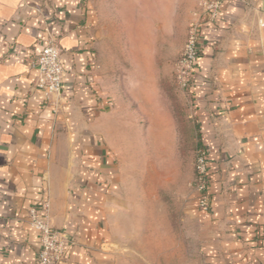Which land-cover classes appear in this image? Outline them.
I'll list each match as a JSON object with an SVG mask.
<instances>
[{"label": "crops", "instance_id": "obj_1", "mask_svg": "<svg viewBox=\"0 0 264 264\" xmlns=\"http://www.w3.org/2000/svg\"><path fill=\"white\" fill-rule=\"evenodd\" d=\"M215 1L211 18L205 5ZM186 16L197 30L189 97L209 199L201 210L195 194L187 214L207 232L211 264H264V0H0V264H35L31 209L73 240L59 264H115V232L146 198L137 160L175 172L178 138L146 81L133 96L150 116L137 140L130 117L112 118L118 101L100 49L119 23L144 54L156 23ZM48 42L64 70L51 102L30 67Z\"/></svg>", "mask_w": 264, "mask_h": 264}, {"label": "rangeland", "instance_id": "obj_2", "mask_svg": "<svg viewBox=\"0 0 264 264\" xmlns=\"http://www.w3.org/2000/svg\"><path fill=\"white\" fill-rule=\"evenodd\" d=\"M183 19L170 28L168 24L156 23L155 31L147 33L151 36L142 40L147 48L144 54L135 52L137 39H127L119 23L111 31L112 39L100 49L102 71L111 79L118 101L112 118L122 112L130 117L128 121L137 140L139 132L143 133L150 124V116L144 114V104L134 102L133 96L137 91L135 86L146 81L152 84L163 120L170 121L178 138L175 172L169 170L167 173L165 169L162 174L159 171L151 173L144 160L138 158L139 174L147 181L143 184L146 198L137 200L139 205L130 210L115 232V264H211L207 254V232L187 214L195 194L199 197L195 183L196 159L203 155L207 166L208 160L199 143L190 86L182 87L178 78L177 64L195 27L190 24L191 16ZM155 32L161 33V38H153ZM151 154L154 156V152ZM172 174V183H160V180H171Z\"/></svg>", "mask_w": 264, "mask_h": 264}, {"label": "built area", "instance_id": "obj_3", "mask_svg": "<svg viewBox=\"0 0 264 264\" xmlns=\"http://www.w3.org/2000/svg\"><path fill=\"white\" fill-rule=\"evenodd\" d=\"M219 6V1L206 3L205 8L211 18L216 16ZM197 57V30L194 27L185 45L183 55L177 64L178 78L182 87L190 86L189 83L193 78ZM30 67L37 72L34 87L42 91L47 102L58 99L62 92L64 74L60 49L53 42H48L32 60ZM207 167L206 158L203 155L198 156L195 164V183L199 196L198 207L201 210H207L209 207V199L206 194ZM29 219L31 227L39 234V250L35 264H59L62 262L67 251L73 245V240L63 232L50 227L47 223V217L45 215L39 216L36 209L29 211Z\"/></svg>", "mask_w": 264, "mask_h": 264}]
</instances>
